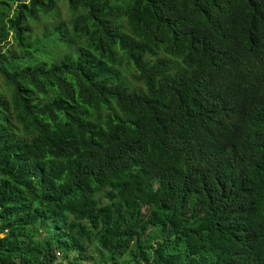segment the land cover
Instances as JSON below:
<instances>
[{"label": "trees", "instance_id": "obj_1", "mask_svg": "<svg viewBox=\"0 0 264 264\" xmlns=\"http://www.w3.org/2000/svg\"><path fill=\"white\" fill-rule=\"evenodd\" d=\"M95 251L264 264V0H0V264Z\"/></svg>", "mask_w": 264, "mask_h": 264}, {"label": "rangeland", "instance_id": "obj_2", "mask_svg": "<svg viewBox=\"0 0 264 264\" xmlns=\"http://www.w3.org/2000/svg\"><path fill=\"white\" fill-rule=\"evenodd\" d=\"M96 252V256L94 257V260H90V261H83L82 264H93V261L96 262L97 261V264H101V256H100V253L98 251H95ZM75 255V254H74Z\"/></svg>", "mask_w": 264, "mask_h": 264}, {"label": "clouds", "instance_id": "obj_3", "mask_svg": "<svg viewBox=\"0 0 264 264\" xmlns=\"http://www.w3.org/2000/svg\"><path fill=\"white\" fill-rule=\"evenodd\" d=\"M256 238H257L256 234H254L253 236H251L250 239H249V243H251V242H252L254 239H256ZM57 255L60 256V255H61V252L58 251V252H57Z\"/></svg>", "mask_w": 264, "mask_h": 264}]
</instances>
